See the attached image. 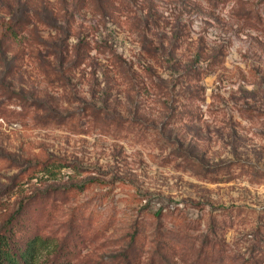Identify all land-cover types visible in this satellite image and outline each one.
I'll return each mask as SVG.
<instances>
[{"label": "rangeland", "instance_id": "374dc122", "mask_svg": "<svg viewBox=\"0 0 264 264\" xmlns=\"http://www.w3.org/2000/svg\"><path fill=\"white\" fill-rule=\"evenodd\" d=\"M10 214L35 262L264 264V0H0Z\"/></svg>", "mask_w": 264, "mask_h": 264}, {"label": "trees", "instance_id": "16d2710c", "mask_svg": "<svg viewBox=\"0 0 264 264\" xmlns=\"http://www.w3.org/2000/svg\"><path fill=\"white\" fill-rule=\"evenodd\" d=\"M57 163H49L43 169L49 170L61 164L60 162ZM18 229L19 225L15 214H10L0 224V264H71L63 242L59 244L56 242L52 248L53 254L51 256L40 262H35L32 260L33 251L36 243L42 238L38 234H29L28 232L16 236Z\"/></svg>", "mask_w": 264, "mask_h": 264}]
</instances>
